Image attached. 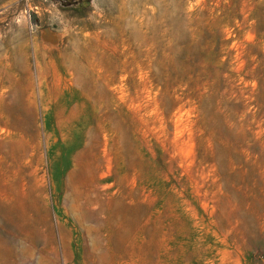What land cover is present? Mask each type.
<instances>
[{
  "label": "rangeland",
  "instance_id": "1",
  "mask_svg": "<svg viewBox=\"0 0 264 264\" xmlns=\"http://www.w3.org/2000/svg\"><path fill=\"white\" fill-rule=\"evenodd\" d=\"M0 264H264V0H0Z\"/></svg>",
  "mask_w": 264,
  "mask_h": 264
},
{
  "label": "bare ground",
  "instance_id": "2",
  "mask_svg": "<svg viewBox=\"0 0 264 264\" xmlns=\"http://www.w3.org/2000/svg\"><path fill=\"white\" fill-rule=\"evenodd\" d=\"M191 143V142H190ZM191 163V162H190Z\"/></svg>",
  "mask_w": 264,
  "mask_h": 264
}]
</instances>
